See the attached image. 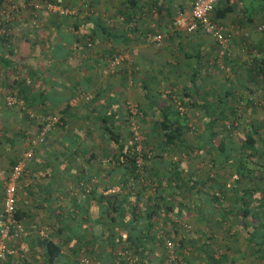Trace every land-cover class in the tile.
Here are the masks:
<instances>
[{"label":"crops","instance_id":"1","mask_svg":"<svg viewBox=\"0 0 264 264\" xmlns=\"http://www.w3.org/2000/svg\"><path fill=\"white\" fill-rule=\"evenodd\" d=\"M50 1L68 13L43 0L0 3V208L7 173L31 149L16 180L22 232L0 264H80L89 254L127 264L124 246L141 247L137 264H164L152 227L125 235L145 229L147 204L159 194L153 218L169 225L174 248L190 250L182 264H264V31L253 25L264 20V0L215 2L214 11L231 7L214 19L228 34L221 58L209 34L172 24L191 0ZM157 32L161 41H149ZM115 54L113 70L99 73ZM129 103L145 132L159 136L139 185L120 154L126 141L119 146L101 121L110 119L114 134L119 121L124 136ZM29 112L63 122L30 147ZM163 113L178 119V141L158 134L153 120ZM130 204L138 217L117 226ZM47 240L59 248L52 261Z\"/></svg>","mask_w":264,"mask_h":264},{"label":"built area","instance_id":"2","mask_svg":"<svg viewBox=\"0 0 264 264\" xmlns=\"http://www.w3.org/2000/svg\"><path fill=\"white\" fill-rule=\"evenodd\" d=\"M217 0H191L190 8L188 13L179 10L175 16L172 18V24L174 26H182L186 32H193L199 30L201 32L209 34L215 44L217 51V56L222 57L225 54L226 42L228 39V34L222 24L211 19V12L214 4ZM44 8L55 12L59 15H65L68 13L67 6L55 3L50 0H43ZM41 5L35 3L33 7L39 8ZM256 28L258 30H264V20L256 23ZM162 39L161 33H152L148 35V40L152 42L159 43ZM85 45L88 47L91 45V40L87 38L85 40ZM220 58L217 59L219 62ZM119 56L117 54L104 59V64L98 67V72L101 74L110 73L113 68L117 65L119 61ZM137 111V108L133 104H128L127 106V117L132 118ZM55 115H47L45 121L40 126L36 135L31 138V143L40 142L44 139L46 131L50 127L53 121H56ZM132 123L131 121L129 122ZM131 137L133 142L139 139L140 134L137 132L134 126L130 128ZM131 153L133 162L135 165V170L142 173L143 171V155L140 153L139 147L136 143L131 147ZM31 155V149L26 150L21 158H18L11 166L9 172L7 173L6 180L3 185L2 194V204L0 208V260H3L6 255L14 252L12 247L9 245V240L20 234L22 232V225L18 218L15 216V190H16V180L22 174L24 170V158ZM150 157V153L147 151L145 154ZM140 179V177H139ZM141 180V179H140ZM162 231L159 230L157 235H161ZM164 248H166L164 264H179L178 258L172 251V243L170 238H163ZM124 252V251H123ZM122 253V252H121ZM125 260L127 264H135L137 258H130V255L125 251ZM82 261L87 264V258H82Z\"/></svg>","mask_w":264,"mask_h":264},{"label":"trees","instance_id":"3","mask_svg":"<svg viewBox=\"0 0 264 264\" xmlns=\"http://www.w3.org/2000/svg\"><path fill=\"white\" fill-rule=\"evenodd\" d=\"M3 0H0V3L2 2ZM213 15H212V12H211V19L214 20L217 16H223L227 11L231 10V7H230V4H227V5H224L219 11H216V8H215V11H214V7H213ZM264 31V30H263ZM255 62L256 61H263V58H258V57H255L254 58ZM29 114L31 115V117L34 119L35 123H36V129L35 131L28 135L27 139H28V143H29V146H33L35 144H41L43 142H45L46 138H47V134L48 132L51 130V128L57 124V125H61L62 122H63V119L60 117V116H57L55 113H32V112H29ZM126 114H127V111H126ZM47 115H55L57 118H56V121H53L52 124L50 125V127L48 128V130L46 131V134L44 136V139L40 142H35V143H31V138H33L36 133L38 132L40 126L43 124V122L45 121V117ZM125 117H127L125 115ZM101 121L102 123L104 124V129H106V131L108 133H110V136L111 137H114L116 138L117 137V143L119 144V146H121V144L124 142V140L126 141V147L120 151V154L123 155V159L126 160L127 162H129L130 166H131V174L133 176V180H134V183H132V185H139V183H141L140 179H143V172L147 171V164L146 166L143 165V171L142 173L139 174V172H137L135 170V165H134V160L132 158V155L131 153H133L131 151V147L134 145V142L132 141V137H131V132L128 131V132H124V136H120L119 135V132H118V122H117V134H114L113 133V129L111 128L113 126V122L106 118V117H103L101 118ZM123 125L125 123V120L123 119ZM154 122V125L157 127V129L159 130L158 134L162 135L163 137V140L164 142L166 143H172V142H175V141H178L179 140V136L181 134V125L179 124V121L177 118H171L168 116V114H164L153 120ZM124 128V126L122 127ZM130 136V137H129ZM121 143V144H120ZM128 145V146H127ZM31 156V155H30ZM122 160V159H121ZM264 172V170H263ZM140 177V179H139ZM159 198H157V200L154 198L152 201L150 200L147 204V207L149 208V210L146 212V227L145 229H139L136 231H133L132 234L128 232H125V235L129 238L130 236H133V237H136V238H139L142 234L144 235L143 231H145L146 233H150V230H148V227H152L153 224H154V215L157 213L156 211V208H159L161 205H163L161 202V195L159 194L158 195ZM107 202L109 204H111V200H107ZM128 202V201H127ZM115 207L112 206L111 210H114ZM132 210H135V207L133 205H129L128 206V211H129V216H124L123 218H120V220H117V226L120 225L119 223L121 222H118V221H122L123 225L125 224H129L130 221H126V219H129V218H126V217H130L132 215L133 219L136 220V218L138 217L137 214H135L134 212H132ZM15 216L18 218V216L16 215V209H15ZM115 219L114 216H108V221L109 222H112L113 220ZM125 222V223H124ZM136 232V233H135ZM152 232V231H151ZM145 236V235H144ZM161 236L164 238H169L171 237L170 234L168 232H166V234L162 233ZM125 237V238H127ZM135 241L134 238L132 239V242ZM46 244V247L48 249V253H49V256L50 258H47L49 261H52L54 258H52L53 256H56L58 254V251H59V248L56 244L50 242L49 240H47L45 242ZM176 243L175 241L172 240V246H174ZM123 250H126L128 249L130 251V253H135L136 255L140 254L141 252V247L139 248H136L134 246H124L122 247ZM123 253V252H122ZM209 258H213L212 256H208ZM220 258V257H219ZM122 259V258H121ZM123 260V259H122Z\"/></svg>","mask_w":264,"mask_h":264},{"label":"rangeland","instance_id":"4","mask_svg":"<svg viewBox=\"0 0 264 264\" xmlns=\"http://www.w3.org/2000/svg\"><path fill=\"white\" fill-rule=\"evenodd\" d=\"M253 25H254V30L256 29L257 31H263V30H258L256 28V24H253ZM242 36L246 37V35H243V34H242ZM241 45H243V44L241 43ZM242 48H245V46L243 45ZM126 116H127V114H126ZM124 120H125V123H124L123 126H124V131L125 132L130 131L131 130L130 129L131 126H134L135 129L137 130V132H139V134H140L139 139L135 140L134 144L136 143L137 147H139L140 153L143 155V161H144L143 162V165L146 166V164L149 163L151 161L152 157L155 155V152H153L149 148L148 145L150 143H152L153 141H155L157 138H159V136H151V135H148L145 132L144 125H145L146 122L144 120L140 119L139 111H136L135 115L132 118L124 117ZM130 121L132 122L131 124L129 123ZM147 151L150 153V157H147L145 155ZM142 175L145 176V178H146L147 171L146 172L144 171ZM155 223L156 222H154V224L152 226V228L154 229V234L155 233L157 234L159 232V230H161L162 233H164V234H166V232L169 233V225H167V224L165 225L164 222L161 223L160 221L158 223H156V224ZM159 236H161V235H159ZM159 238H163V237L161 236ZM170 240H171V243H172L171 237H170ZM161 246L164 248L163 242H162ZM115 250H117V248ZM172 251L175 254V257L178 258V260L180 262L179 264H182L181 260L183 259V256L185 254H188V255L191 254L190 250L188 248H186V247H183V248L182 247L181 248L180 247L174 248V246H172ZM127 253L130 255V258H133L134 257V255H133L132 252L131 253L130 252H127ZM163 253H164V256H165L166 248H164V252ZM115 254H117V252ZM87 256L89 257V258L87 257V260H88V263L87 264H101V260L102 259L103 260H106V258H96L92 254H89ZM77 260H78V262L80 264H85L82 261V258H77ZM116 260H117V258H116ZM136 260L138 261V259H136ZM135 264H137V263L135 262Z\"/></svg>","mask_w":264,"mask_h":264}]
</instances>
